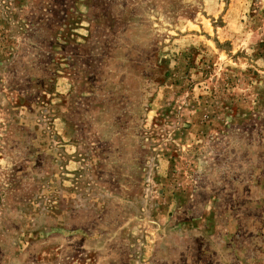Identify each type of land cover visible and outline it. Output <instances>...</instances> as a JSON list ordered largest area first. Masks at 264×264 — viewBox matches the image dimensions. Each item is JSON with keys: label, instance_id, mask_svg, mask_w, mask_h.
Masks as SVG:
<instances>
[{"label": "rangeland", "instance_id": "obj_1", "mask_svg": "<svg viewBox=\"0 0 264 264\" xmlns=\"http://www.w3.org/2000/svg\"><path fill=\"white\" fill-rule=\"evenodd\" d=\"M0 264H264V0H0Z\"/></svg>", "mask_w": 264, "mask_h": 264}]
</instances>
